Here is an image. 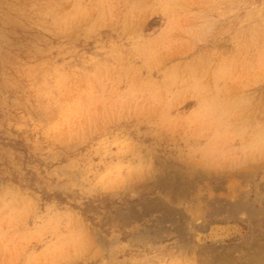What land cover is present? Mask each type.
I'll use <instances>...</instances> for the list:
<instances>
[{"label": "clouds", "instance_id": "obj_1", "mask_svg": "<svg viewBox=\"0 0 264 264\" xmlns=\"http://www.w3.org/2000/svg\"><path fill=\"white\" fill-rule=\"evenodd\" d=\"M0 264H264V0H0Z\"/></svg>", "mask_w": 264, "mask_h": 264}, {"label": "rangeland", "instance_id": "obj_2", "mask_svg": "<svg viewBox=\"0 0 264 264\" xmlns=\"http://www.w3.org/2000/svg\"><path fill=\"white\" fill-rule=\"evenodd\" d=\"M182 188L180 178L173 177L170 174H164L157 177V180L152 188L151 193L145 196L142 201H138L140 204L141 212L137 213L135 207L131 209L133 213L137 215L150 216L156 212H162L165 215L161 218L162 220H167L169 218H175V213L167 208L164 203L166 199H176V193ZM226 191V189L221 186L217 188V192ZM219 201V197L217 198ZM97 213L105 215V219H109L108 214H120L124 211V208H113L111 203H104L103 205H98L92 209ZM181 220L187 219L191 216L196 224L199 226L198 239L201 241H212L217 239H222L230 234L238 232H244L247 230L249 225L240 223L239 225L235 222L225 219L220 213H208L205 215L201 209L192 207L187 209H182L179 213ZM253 226L259 230L261 224L259 221L253 222Z\"/></svg>", "mask_w": 264, "mask_h": 264}]
</instances>
